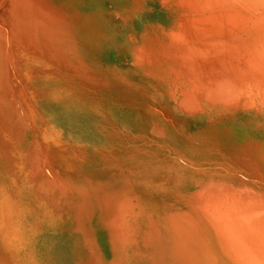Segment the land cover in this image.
<instances>
[{
    "label": "bare ground",
    "instance_id": "6f19581e",
    "mask_svg": "<svg viewBox=\"0 0 264 264\" xmlns=\"http://www.w3.org/2000/svg\"><path fill=\"white\" fill-rule=\"evenodd\" d=\"M151 1L152 5L149 6L151 11L149 10V12L152 15L148 12L145 14L142 8H138V12L134 14L136 34L128 37L129 43L125 45V50L130 57V66L115 68V73L123 72V77L118 83L139 95L143 94L142 90L147 92L146 89H148L149 93L147 92V94L151 97L149 99L153 107L154 105L158 107L157 116L162 118L159 121L162 124H164L163 121L167 122V127L182 126L188 122L208 123L223 131L233 130L234 135L237 136L240 127L233 129L229 123L236 125L239 121L235 122L234 120H241L251 123L256 129H263V133L260 135H264V0ZM31 21L33 20L30 19V22L28 20V24ZM11 23L13 24V22ZM46 25L48 24L46 23ZM35 26L37 27V25ZM10 28L14 30V26ZM24 28L22 29L25 31ZM28 29L26 31H29ZM26 31L23 34V40L26 38ZM7 32L9 31L7 30ZM7 32L6 38L9 34ZM31 33L33 34V31ZM49 33H47L48 36ZM35 35L37 36V34ZM38 36H40L39 33ZM48 38L49 40L53 39L52 37ZM13 40L15 41V39ZM32 42L33 40L31 44ZM34 47L32 48L37 50V44ZM14 56L17 57L15 53ZM26 63L29 65V59ZM39 67L41 66L39 65ZM59 67L61 68L60 65ZM32 71L27 70V74ZM142 71L150 73V83L130 82L131 76L134 74L132 72L140 73ZM46 72H50V69ZM56 72L55 75L58 74ZM71 73L75 74L72 71ZM19 77L21 79L22 76L19 75ZM77 78L80 79V77ZM84 80L86 81V79ZM17 84L19 83L17 82ZM1 87L6 88V81L0 75ZM3 93L0 92V98L8 96L7 93ZM118 96L120 99L119 91ZM161 98L171 103L170 110L163 107ZM120 102H122L121 99ZM29 103L14 101L12 104L15 108H10L8 99H0V264H185L183 257L188 256L186 254L189 242L184 246L187 249L186 254L181 251V245L178 246L180 254L174 249L173 240L178 238L176 237L178 234H175V238H173L174 235H172L169 225V223L171 224L170 218L168 219L165 214L159 212L157 204L142 200L137 192L130 190L127 185L117 186L118 190L109 189L106 182L83 177L72 164H69L73 162L71 157L76 156L77 150L74 149L77 146H73V151L70 152L71 150L68 148L70 145L58 140V130L50 125L51 123L42 120L41 124H36L38 121L36 114L38 113L33 108H36L37 104L35 101ZM118 104L120 105H115L116 108H122L121 103ZM30 105H32L31 108ZM22 107H27L24 114H22ZM113 129L109 132L116 138L113 139L114 149L119 155V150L124 144L122 140L125 139L126 134L124 135L122 130L117 128ZM208 131L204 134L207 139L211 138V133L209 134ZM189 135L197 137V135L200 136V132L192 129ZM25 139L29 140L27 144H25ZM117 139L119 141H116ZM250 144L252 145V143ZM258 146L256 143L252 147L263 153V149ZM105 151L103 152L105 153ZM109 153L111 154V152ZM118 155L116 156L118 157ZM139 157L137 155L136 158L139 159ZM140 160L142 161V157ZM60 161L64 164L61 167ZM133 161L136 160L133 159ZM138 164L136 167L134 166L137 174H133L136 182L139 179L148 180V175L152 173L149 170L151 167L143 162ZM110 177L111 180L115 179L117 182L119 180L121 182V177L115 174ZM156 186L155 184L153 187ZM150 190L152 193V188ZM164 191L167 192V190ZM168 196L166 197L168 198ZM181 201L183 200L181 199ZM177 206L180 207V205ZM169 211L168 213H170ZM180 212L178 213L180 214ZM173 213L177 214L175 211ZM181 214L184 216V213ZM211 216L215 217L213 214ZM243 220L244 218L242 222ZM43 221H63V223L67 221L70 225L55 230L44 243V240L39 241ZM203 224L201 221L200 229L205 228L202 226ZM246 224L248 223L246 222ZM189 226L193 227V225ZM225 226L227 228V223ZM175 228L177 229V227ZM195 229L197 230V227ZM207 229L205 232L208 231ZM179 232L175 231L174 233ZM208 238L210 239V237ZM208 241L210 242L211 239ZM210 244L212 243L210 242ZM210 244L202 246L206 247L204 253L208 251ZM215 251L216 249L212 250V254L216 258ZM193 252L194 250L191 255L194 256ZM210 252L207 253L210 254ZM209 256L207 257L212 260V256ZM250 256L252 257V255ZM257 259L256 261H258ZM196 260L197 258L194 260L190 258L189 261L197 264Z\"/></svg>",
    "mask_w": 264,
    "mask_h": 264
},
{
    "label": "rangeland",
    "instance_id": "374dc122",
    "mask_svg": "<svg viewBox=\"0 0 264 264\" xmlns=\"http://www.w3.org/2000/svg\"><path fill=\"white\" fill-rule=\"evenodd\" d=\"M150 5H152L151 0H0V75L6 81L7 88L6 92V88L1 87L0 92L5 91L4 93H7L8 96L3 98L8 99L10 108H15L12 104L14 101L17 103L30 102L29 104L32 101L36 102V108H33L38 113L36 114L38 118L36 124H41L42 120L51 123L50 125L58 130V140L70 145H68L70 152L77 146V149H74L77 150L76 156L71 157L73 162L69 164H72L83 177L106 182L109 189L118 190L119 187L127 185L130 190L136 191L142 200L155 202L159 212L171 219L169 221L172 225L170 223L169 225L172 235H174L172 237L175 238V234H178V236L176 235L178 238L173 240L174 245L172 246H175L174 249L179 254L178 246L181 245V251L185 254L188 249L186 254L188 256L184 255L187 258H193V260L197 258L195 261L197 264H210L207 261L213 264H263L264 135H260L263 133V129H256L251 123L241 120H234L235 122L239 121L236 125L229 123L233 129L239 127L243 129L239 128L240 132H237V136L234 135L233 130L223 131L214 125L210 126L208 123L188 122L182 126L167 127V122L163 121L164 124H162L159 121L162 118L157 116L159 110L155 105L153 107L149 99L151 97L147 94V92L149 93L148 89H146L147 92L142 90L143 94L139 95L118 83L123 77V72L115 73V68L130 66V57L125 50V45L129 43L128 37L136 34L134 31L136 24L134 14L138 12V8H142L145 14L148 12L152 15L149 12ZM30 19L33 21L28 24ZM13 26L15 31L10 28ZM21 27L29 28V31L24 28L26 31L24 40L22 38L25 31ZM11 29L14 32H10ZM46 31L47 33L50 32L49 36ZM6 32L9 33L8 38H6ZM27 32L30 35H27ZM28 36L29 38H27ZM30 36H33L34 39ZM48 37L50 39L52 37V41ZM30 38L33 40V46ZM24 44L30 45L31 48ZM35 44L39 47H36L38 51L34 49ZM23 46L25 49L22 48ZM27 48L35 51L29 49L28 51ZM14 50L16 51L14 52ZM31 52L35 54L33 55ZM14 53L19 60H15ZM27 54H30V57ZM28 59L29 65L26 63ZM33 69L34 71H32ZM37 69H41L40 72ZM49 69L50 72H46ZM27 70L32 72L27 74ZM51 70L54 72L52 73ZM71 71L75 73L73 74L75 76L72 75ZM55 72L58 74L55 75ZM132 74L130 82H151L149 72H132ZM19 75L22 76L21 79ZM91 80L92 82H90ZM79 89L80 91H78ZM118 91L122 102H120ZM24 95H26L25 99ZM160 100L164 108L171 109L170 102H166L163 98ZM118 103H121L122 108H116L115 105H120ZM31 107L32 105H30ZM22 109V114H24L27 107H22ZM161 124L162 126H160ZM112 128L122 130L121 132L126 134L125 139L122 140L124 144L119 150V155L114 149L113 139L116 138L111 136ZM191 128L200 132V136L189 135L192 131ZM213 128L217 131L215 132ZM207 131L209 134L211 133L213 139H207L204 136ZM28 141L25 139V144ZM254 142L263 149V153L252 147L256 144ZM137 155L142 157V161L140 160L141 157L136 158ZM139 162L146 163L147 166L151 167L149 170L152 173L148 175V180L139 179L137 183L133 174H137L134 166L139 165ZM63 165L60 161V167ZM114 174L121 177V182L110 179V176ZM140 181L142 182L140 183ZM114 182L116 184H113ZM155 184L157 186L153 187ZM117 186L119 187L117 188ZM164 190H167L168 193ZM159 198L160 200H158ZM173 211L177 214H174ZM181 213H184V216ZM212 214L216 218L212 217ZM242 217L244 218L243 222ZM201 221L204 223L202 225L205 227L203 228L204 232L207 228L209 232L204 233L203 229H200ZM66 225L69 226L70 224L67 221L64 223L63 221H43L41 237H38L39 241L44 240L45 243L55 230L67 227ZM189 225H193V227ZM174 230L176 232L180 230L183 233L182 235L180 232L174 233ZM198 232L199 234H197ZM208 237H210L212 244L208 241L210 240ZM188 242L189 245H187ZM206 242L211 245L208 248V251H211L210 254L207 253L208 251L203 252L206 247L203 248L202 246L208 245ZM186 245L187 249L184 247ZM215 249L216 255L214 256L217 260L213 257L214 251L212 254V250ZM193 250L194 256L191 255ZM209 255L212 256V260H210ZM186 257H183L185 264H195L192 263L194 262L192 259V262L189 261L190 258L186 260ZM213 258L215 259L213 260ZM250 258L254 263L251 262Z\"/></svg>",
    "mask_w": 264,
    "mask_h": 264
}]
</instances>
